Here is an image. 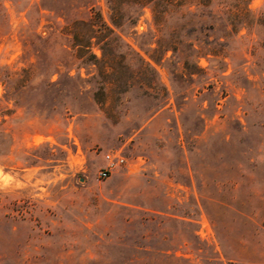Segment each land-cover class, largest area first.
<instances>
[{"label": "rangeland", "instance_id": "rangeland-1", "mask_svg": "<svg viewBox=\"0 0 264 264\" xmlns=\"http://www.w3.org/2000/svg\"><path fill=\"white\" fill-rule=\"evenodd\" d=\"M176 1L155 61L162 0H0V264H264V0Z\"/></svg>", "mask_w": 264, "mask_h": 264}, {"label": "trees", "instance_id": "trees-1", "mask_svg": "<svg viewBox=\"0 0 264 264\" xmlns=\"http://www.w3.org/2000/svg\"><path fill=\"white\" fill-rule=\"evenodd\" d=\"M111 11L110 22L111 26L107 24L98 10H94V7H89V9H93L88 17L86 18H70L66 15V24L63 26V30L66 31L69 35H71L73 40V47L75 48L76 53L81 54V56L86 53L89 56H94L92 52L93 44L99 45V48L104 51L105 47L109 45L110 36L116 37L117 32L115 28H119L123 21L126 23L133 25L136 23V20L139 17V14L134 12H138V10L143 9V5H141L135 11L123 10L122 3L120 0H106ZM152 0H147V2H151ZM153 19L154 21H158L160 25V32L163 31V34L168 35L169 39L164 40L163 38L157 39L156 43L158 48L162 47L163 54L159 59L153 60H162L168 50H171L173 53L177 50V43L171 39L172 29L168 27V22L172 19L176 18L177 15V7L178 2L176 0H162L161 4H158L157 8L153 3ZM78 7H86L88 8V1H80ZM91 6V5H90ZM187 15H191L190 11L186 12ZM184 15V14H183ZM188 32L194 31L193 28H189ZM193 46V44H191ZM45 87H50L53 85L52 82H45Z\"/></svg>", "mask_w": 264, "mask_h": 264}, {"label": "built area", "instance_id": "built-area-1", "mask_svg": "<svg viewBox=\"0 0 264 264\" xmlns=\"http://www.w3.org/2000/svg\"><path fill=\"white\" fill-rule=\"evenodd\" d=\"M125 161V158L115 151L106 152L104 154V165L97 171V177L106 179L110 174Z\"/></svg>", "mask_w": 264, "mask_h": 264}]
</instances>
